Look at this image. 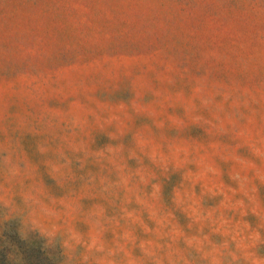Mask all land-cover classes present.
Listing matches in <instances>:
<instances>
[{
  "label": "rangeland",
  "instance_id": "374dc122",
  "mask_svg": "<svg viewBox=\"0 0 264 264\" xmlns=\"http://www.w3.org/2000/svg\"><path fill=\"white\" fill-rule=\"evenodd\" d=\"M112 260L264 264V0H0V264Z\"/></svg>",
  "mask_w": 264,
  "mask_h": 264
},
{
  "label": "clouds",
  "instance_id": "9594fccd",
  "mask_svg": "<svg viewBox=\"0 0 264 264\" xmlns=\"http://www.w3.org/2000/svg\"><path fill=\"white\" fill-rule=\"evenodd\" d=\"M108 152H115L116 149L109 147L107 149ZM97 155L99 156H103L104 152H98ZM137 174L139 175V171L137 172ZM129 177L128 176H121L119 183L122 184L125 188L126 191H131V189L128 187L129 185ZM144 177L141 176V180H143ZM158 187H157V191H158ZM153 195H155V193H153ZM137 199L139 200V197H137ZM98 216H102L104 214V210L101 208L97 213H95ZM91 231V229H90ZM37 234L41 235L43 238L47 239V236L44 232H42L41 230H37ZM124 238L125 240H129L131 239V234L130 233H125L124 234ZM71 241L75 242V245L77 247H83L86 251H92L93 249H95L97 252H103L104 251V246L103 243L101 241V237L99 235H90V243L87 241L83 240V235L78 231V230H73L70 236ZM189 243H191L189 241ZM67 244L65 243L64 245H62V251H63V247H66ZM140 249L142 250V252L145 255H154L153 252H150L149 249L145 246V243H141L140 244ZM115 253L113 252L112 255H114ZM107 264H115V261H108ZM130 264H134V262H130Z\"/></svg>",
  "mask_w": 264,
  "mask_h": 264
}]
</instances>
